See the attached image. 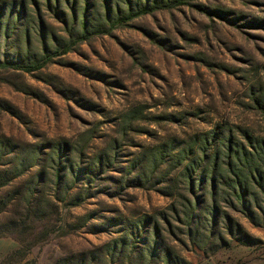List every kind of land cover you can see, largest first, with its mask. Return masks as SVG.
<instances>
[{
	"label": "rangeland",
	"instance_id": "obj_1",
	"mask_svg": "<svg viewBox=\"0 0 264 264\" xmlns=\"http://www.w3.org/2000/svg\"><path fill=\"white\" fill-rule=\"evenodd\" d=\"M45 1L0 0L3 20L11 3L23 6L13 11L9 37L0 29V61L23 54L27 41L41 54V27L52 45L51 32L67 37ZM60 12H70L64 2ZM71 47L38 70L0 68V263L18 240L34 245L25 264H264L257 204L253 224L220 186L212 222L207 184L189 225L179 197L165 194L190 198L179 176L185 166L207 172L217 154L216 173H227L220 168L227 145L253 153L264 142V0H193ZM64 144L80 168L99 155L114 158L90 183V198L79 180L67 197L57 191L54 210L40 219L28 183L55 172L52 153ZM165 144L171 153L157 167L151 157ZM37 147L49 157L5 185L17 155ZM137 173H155L156 185L132 186ZM38 188L56 195L55 186Z\"/></svg>",
	"mask_w": 264,
	"mask_h": 264
},
{
	"label": "trees",
	"instance_id": "obj_2",
	"mask_svg": "<svg viewBox=\"0 0 264 264\" xmlns=\"http://www.w3.org/2000/svg\"><path fill=\"white\" fill-rule=\"evenodd\" d=\"M190 1L193 0H81V2L77 0H46L45 2H48L49 7L53 9L55 17L65 26L67 37H57L51 32L52 45L44 41V39H47L48 32L46 33L44 28L41 27L39 34L42 41L41 54L31 53L29 42L27 41L25 42L26 49L24 53L12 56L10 58L11 61H7L4 57L3 59L6 61H0V68L21 69L26 72L38 70L52 60L53 53L56 54L58 52L61 55L68 54L72 50V40L80 42L86 40L92 34L107 35L116 26L128 25L139 17L153 14L156 10L189 5ZM61 2H64L68 6L70 11L68 15L60 12ZM8 7L10 14L6 20H3L2 16L4 15L2 10H0V29L3 31L4 37H9V34L15 29V23L11 22L13 20V11L17 8H20V10L23 9L22 5L19 6L15 3H11ZM53 46L55 51H53ZM259 107L264 118V103L259 104ZM226 148V153L223 157L226 159L224 161L226 163L220 168L227 173H216L219 169L217 164L220 160L217 154L212 157L213 163L209 165L208 171L204 173H194L196 167L199 169L200 164L193 161L196 164L195 167L192 164L189 167L185 166L183 173H179L180 179L186 185L190 198L180 194L165 193L166 196L171 198L174 196L179 197L181 204H183V216L189 225L198 212L201 200L200 192H205V185L207 184H209L208 191L211 196V202L204 209V212L212 222L217 216L215 195L219 191L220 186L224 187L223 193L227 195L225 201L231 205L232 202L238 203L240 212L246 215L253 224H256V222L254 221L251 203L257 204L258 210L264 215V207H259L258 205L263 204L264 206V142L261 146L255 147L252 151L253 153L248 152L245 148L242 151L235 150L233 144L227 145ZM171 150L170 144H165L160 147L156 155L151 157L154 164H157V167L163 164L166 157L171 153ZM67 152L68 148L66 144L57 146L52 153L55 157V172L35 173L32 180L28 183L30 198L33 201L39 200V203H41L40 209L36 210V216L40 219L47 218L50 216L49 213L54 210L55 202L60 200L57 191L60 190L63 193V198H65L67 197L68 190L72 189L79 180H83V184L88 185L86 188H81L85 191L84 198H90V183H94L97 176L103 174V166L107 168L114 158L112 157V160L109 158L104 162L105 157L99 155L98 159L89 168H80L79 165L73 162ZM40 156L49 157V154L44 152L42 147L24 149L17 155V173H9L10 175H8L9 177L5 185H9L11 181L25 176L27 171L37 165L36 161L39 160L38 158ZM205 157L204 155L203 158H200V162ZM184 158H187V154H185ZM184 158L183 160H185ZM257 164L262 169L256 167ZM63 168H66L67 173H61ZM154 174L137 173L130 180L127 179V182H130L136 188H147L150 185L154 187L156 184L151 183ZM38 186H55V197L53 195L47 197L45 192L42 194ZM32 200L28 199L26 203L30 205ZM48 235L49 233L47 231H43V233L39 234L38 239L40 242H44ZM16 242L19 247L8 253L0 264L27 263L34 245L32 244V246L26 248L21 241L16 240Z\"/></svg>",
	"mask_w": 264,
	"mask_h": 264
},
{
	"label": "crops",
	"instance_id": "obj_3",
	"mask_svg": "<svg viewBox=\"0 0 264 264\" xmlns=\"http://www.w3.org/2000/svg\"><path fill=\"white\" fill-rule=\"evenodd\" d=\"M0 241H2V239H0ZM17 244H18V243H17ZM18 247H19V245H18ZM18 247L13 246L10 250H8V253H10L11 251L17 249ZM8 253H6V254H8Z\"/></svg>",
	"mask_w": 264,
	"mask_h": 264
}]
</instances>
